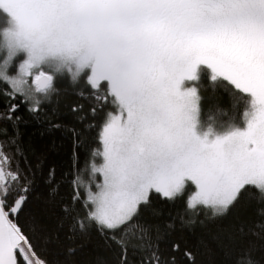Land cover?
<instances>
[{"label":"snow or ice","instance_id":"1","mask_svg":"<svg viewBox=\"0 0 264 264\" xmlns=\"http://www.w3.org/2000/svg\"><path fill=\"white\" fill-rule=\"evenodd\" d=\"M0 16L10 101L36 111L66 73L73 83L86 76L97 105L113 109L93 153L100 162L87 186L74 182L64 208L70 233L95 229L119 249L116 264H178L135 223L153 191L172 199L190 184L188 208L212 217L246 187L264 201V0H0ZM202 64L250 94L245 130L212 140L194 133L195 91L181 83ZM18 107L9 104L8 119ZM13 160L0 146V264H47L19 224L31 181ZM249 257L238 264H255Z\"/></svg>","mask_w":264,"mask_h":264},{"label":"trees","instance_id":"2","mask_svg":"<svg viewBox=\"0 0 264 264\" xmlns=\"http://www.w3.org/2000/svg\"><path fill=\"white\" fill-rule=\"evenodd\" d=\"M4 26L0 16V28ZM86 78L73 83L66 73L55 76L56 93L36 111H29L30 105L19 96L10 101L4 94L8 85L0 83V146L31 181L19 224L47 264H116L119 252L95 229L70 233L64 212L74 182L83 184L88 167L100 162L93 153L101 148L100 131L107 112L113 111L110 104L97 105ZM186 83L195 88L201 117L215 120L219 128H228L232 116L252 108L250 95L209 69H200L196 79ZM10 103L19 104L13 119L5 115ZM187 191L172 199L152 192L135 218L153 238H162L165 256L175 255L178 264H238L242 254L250 253L255 264H264V214L258 211L264 201L255 188L246 187L220 217L189 209ZM173 243H179V252H171ZM130 259L136 257L130 254Z\"/></svg>","mask_w":264,"mask_h":264},{"label":"rangeland","instance_id":"3","mask_svg":"<svg viewBox=\"0 0 264 264\" xmlns=\"http://www.w3.org/2000/svg\"><path fill=\"white\" fill-rule=\"evenodd\" d=\"M20 59H22V57ZM196 75H197V72H196ZM188 89H195V88L192 87L190 84L187 85L186 80L182 81L181 90H188ZM248 95H250V94H248ZM194 99H195V107H196V113H195L196 123L194 125L193 131L197 136H200L203 138L205 136V134H207V138L209 140H212V139H215L217 137L229 135L233 131L245 130L246 124H247V119L249 118V114L251 112V108L248 109L246 114L242 113L241 115H238V116H236V115L234 117L232 116L231 120L227 124L228 128H219L217 126V123L215 120L212 121V120L208 119L207 117H203V116L201 117L200 113L198 112L196 93H195ZM101 147H102V145H101ZM94 165L95 164H91V166L88 167L86 179L83 181L84 186H87L88 183L90 182L91 174H92V168ZM82 190H84V189L82 188ZM193 190H194V187L189 184L186 186L185 190L181 194H183L187 191L188 192L187 201H188V198L191 195V192Z\"/></svg>","mask_w":264,"mask_h":264},{"label":"flooded vegetation","instance_id":"4","mask_svg":"<svg viewBox=\"0 0 264 264\" xmlns=\"http://www.w3.org/2000/svg\"><path fill=\"white\" fill-rule=\"evenodd\" d=\"M202 68H206V69H209L211 71V69L207 65H203V64L202 65H198L197 66V70H196L197 75H198V72L200 71V69H202Z\"/></svg>","mask_w":264,"mask_h":264}]
</instances>
